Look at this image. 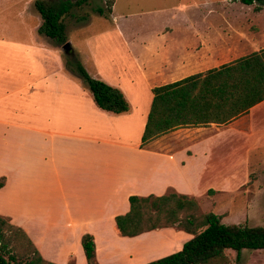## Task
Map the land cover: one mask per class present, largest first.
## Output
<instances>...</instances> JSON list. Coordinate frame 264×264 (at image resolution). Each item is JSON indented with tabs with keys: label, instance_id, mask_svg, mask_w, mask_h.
Masks as SVG:
<instances>
[{
	"label": "crops",
	"instance_id": "crops-1",
	"mask_svg": "<svg viewBox=\"0 0 264 264\" xmlns=\"http://www.w3.org/2000/svg\"><path fill=\"white\" fill-rule=\"evenodd\" d=\"M206 2L197 21L124 36L119 46L128 61L95 60L89 76L122 93L128 109L121 113L96 106L64 65L61 46L37 32V11L19 8L25 20L19 38L0 32V192L10 201L0 216L24 232L42 259L85 264L80 237L89 234L95 262L104 264L100 242L131 238L119 235L113 221L127 211L129 195L173 190L193 197L176 177L212 172L211 158H232L240 144L264 143L262 100L224 124L178 127L141 144L152 87L264 47L263 27L250 29L263 24L264 10L244 9L255 2L231 0L218 9ZM146 232L132 236L133 243Z\"/></svg>",
	"mask_w": 264,
	"mask_h": 264
},
{
	"label": "trees",
	"instance_id": "trees-1",
	"mask_svg": "<svg viewBox=\"0 0 264 264\" xmlns=\"http://www.w3.org/2000/svg\"><path fill=\"white\" fill-rule=\"evenodd\" d=\"M86 0H34L41 18L37 28L56 45L65 42L63 18L70 9ZM242 4H263L264 0H238ZM113 0L93 9L106 17ZM259 10V7H254ZM64 65L80 78L97 107L113 113L125 112L128 104L122 93L107 83L92 78L74 58ZM141 144L178 127L224 124L244 114L264 100V47L227 63L151 88ZM2 181H0V186ZM128 209L113 217L119 235L132 237L155 228L175 227L191 234L181 247L144 264H225V249H264V227L222 223L220 216L202 212L192 196L168 190L161 195H129ZM12 227L4 235L1 227ZM15 240L9 245V242ZM85 264H97L94 243L89 234L80 237ZM0 264H54L41 258L24 232L0 216Z\"/></svg>",
	"mask_w": 264,
	"mask_h": 264
},
{
	"label": "rangeland",
	"instance_id": "rangeland-1",
	"mask_svg": "<svg viewBox=\"0 0 264 264\" xmlns=\"http://www.w3.org/2000/svg\"><path fill=\"white\" fill-rule=\"evenodd\" d=\"M33 1L29 0L27 4V0H0V32L12 36L14 31L15 38L22 36L17 28L22 26L25 20L19 18L18 11L19 8L27 7V10L35 13ZM105 1L86 0L80 5H74L70 9L71 15L64 16L62 20L64 43L69 46L66 52L60 50L62 61L74 58L88 74L93 72L95 60H101L106 55L111 58L121 57L123 63L128 61L123 48L119 46L125 40L124 36L127 38L128 34L162 26L182 25L188 18L197 21V15L200 9H204L205 1L210 8L215 9L231 2V0H113L111 14L103 17L93 9L97 5L104 7ZM256 5L257 3L244 9L253 11ZM258 7L264 10V3L258 4ZM241 18L238 17L239 20ZM261 22L263 24L257 21L250 29L253 30L256 25L262 26L264 31V18ZM46 40L56 45L52 39ZM63 44L56 46L62 47ZM123 88L129 96V91ZM261 143L256 146L240 144L237 156L221 161L211 158L207 166L214 168L212 172L206 171L200 176L176 177L175 180L182 183L184 192L196 196L193 197L202 212L219 215L222 223L264 227V143ZM9 203L6 191L2 190L1 214H4V209L9 208ZM2 218L10 223L7 218ZM10 225L14 226L11 223ZM1 229L6 237L13 231V228L8 226H2ZM146 233L139 236L136 243H133L132 237H121L129 242L113 240L106 245L100 242L98 255L102 256L105 253L104 264H144L178 250L182 242L189 238L184 231L173 227L158 229V234ZM14 242L15 240L10 241L9 245ZM224 255L225 264H264V249H241L237 257L235 251L226 249Z\"/></svg>",
	"mask_w": 264,
	"mask_h": 264
},
{
	"label": "water",
	"instance_id": "water-1",
	"mask_svg": "<svg viewBox=\"0 0 264 264\" xmlns=\"http://www.w3.org/2000/svg\"><path fill=\"white\" fill-rule=\"evenodd\" d=\"M61 49H62L64 52H66V51L69 49L68 44H67V43H64V44L62 45Z\"/></svg>",
	"mask_w": 264,
	"mask_h": 264
}]
</instances>
